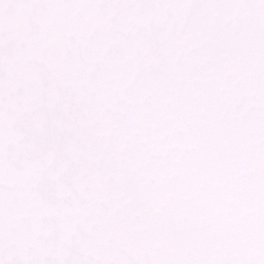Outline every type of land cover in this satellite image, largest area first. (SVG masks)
Masks as SVG:
<instances>
[{
  "label": "snow or ice",
  "instance_id": "snow-or-ice-1",
  "mask_svg": "<svg viewBox=\"0 0 264 264\" xmlns=\"http://www.w3.org/2000/svg\"><path fill=\"white\" fill-rule=\"evenodd\" d=\"M0 264H264V0H0Z\"/></svg>",
  "mask_w": 264,
  "mask_h": 264
}]
</instances>
